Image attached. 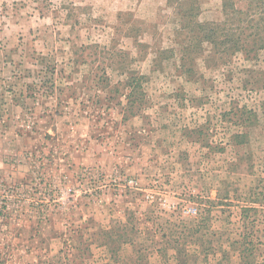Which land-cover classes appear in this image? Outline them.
Masks as SVG:
<instances>
[{"label":"rangeland","instance_id":"obj_1","mask_svg":"<svg viewBox=\"0 0 264 264\" xmlns=\"http://www.w3.org/2000/svg\"><path fill=\"white\" fill-rule=\"evenodd\" d=\"M0 264H264V0H0Z\"/></svg>","mask_w":264,"mask_h":264},{"label":"trees","instance_id":"obj_2","mask_svg":"<svg viewBox=\"0 0 264 264\" xmlns=\"http://www.w3.org/2000/svg\"><path fill=\"white\" fill-rule=\"evenodd\" d=\"M240 13H242V11L239 10Z\"/></svg>","mask_w":264,"mask_h":264}]
</instances>
